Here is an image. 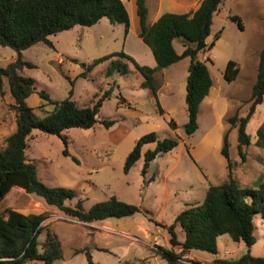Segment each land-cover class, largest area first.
I'll list each match as a JSON object with an SVG mask.
<instances>
[{"label":"rangeland","instance_id":"obj_1","mask_svg":"<svg viewBox=\"0 0 264 264\" xmlns=\"http://www.w3.org/2000/svg\"><path fill=\"white\" fill-rule=\"evenodd\" d=\"M219 11L208 41L212 42L217 34L222 37L199 58L206 62L216 89L222 87L223 94L232 95L238 101L249 99L258 72L256 52L259 55V50L264 48V0H246L243 3L225 0ZM232 14L243 19L246 29H239L229 18ZM138 29L137 17L132 23L131 36H125L123 25L112 24L104 18L92 27L76 26L51 36V46L40 43L22 52L23 59L35 66L33 69L24 68L20 74L35 82L36 91L27 103L39 116L51 109L48 105L43 106L45 102L39 96L41 91H45L53 101H63L72 90L71 98L79 106H89L106 91L112 90L99 116L100 119L114 120L115 125L108 130L98 124L89 130L66 131L64 135L69 142L67 151L70 156H64L65 147L58 137L40 131L31 134L26 156L28 161L36 164L39 179L51 188L74 191L76 198L70 204L74 206L82 200L86 211L112 197L142 210L122 219L83 223L46 206L23 189L14 188L0 202V213L10 208L24 214H45V230L39 237L40 248L43 249L46 229L55 232L62 243L63 259L54 264H88L85 252H80L86 248L95 264H167L156 255L157 247L170 246L167 227L187 206L186 202L198 204L193 200H200L208 185L227 181L230 172L233 177L239 176L247 186L256 187L264 182V149L257 147L254 141L245 148L247 159L242 162L237 151V137L232 134L235 129L228 122L236 113L247 114L244 113L248 111L247 100L219 120L221 126L224 125V134L229 131L231 169L224 163L217 139L203 142L207 130H213L215 135L212 137H216L219 129L215 130L214 124L218 120L212 110L203 109L198 116V130L191 136L186 135L185 95L189 58L155 73L159 87L157 100L177 123L176 131L169 127L167 117L159 114L157 100L149 89L141 86L143 77L130 60L115 57L99 64L87 76L81 75V64L89 65L101 57L122 51L130 53L138 65L147 66L148 59L139 57ZM229 58H233L242 69L234 83L224 78ZM15 59L13 49L0 46L1 68ZM4 88L7 92L4 97L0 96L1 149L6 147L7 138L16 130V114L11 108L14 100L7 81H4ZM121 94L131 100V104H126L120 98ZM249 122L247 133L251 140H258L253 130L264 126V104ZM150 133H156L161 139L177 135L179 146L152 161L143 176L144 153L153 150L156 144L145 145L141 159L126 174L124 165L128 155L136 142ZM72 157H76L79 163ZM254 223L256 243L251 248L223 235L217 239L216 255L204 251L192 253L201 262H208L203 264H230L247 251L254 257L264 258V220L261 214L255 215ZM142 228L148 229L147 234ZM176 231L182 237L179 226ZM175 251L180 252L181 249L175 248ZM187 254L178 264L187 261L184 258ZM214 259L221 260L210 262ZM190 264L197 263L191 261Z\"/></svg>","mask_w":264,"mask_h":264},{"label":"trees","instance_id":"obj_2","mask_svg":"<svg viewBox=\"0 0 264 264\" xmlns=\"http://www.w3.org/2000/svg\"><path fill=\"white\" fill-rule=\"evenodd\" d=\"M223 1L203 0L192 14L165 13L153 25H149L147 0H135L139 20L138 35L152 51L156 67L140 66L122 51L101 57L89 65L81 64V75L87 76L99 64L112 58H124L130 60L140 72L144 80L141 86L149 89L157 99L159 87L155 73L189 58L185 98L187 122L184 131L187 136L193 135L199 128L200 105L213 85L209 68L205 61L199 59V55L211 50L220 37L217 34L210 44L207 42L213 18ZM104 18L112 24L123 25L125 36L129 34L130 16L121 0H0V46L9 47L16 53L14 62L5 68L0 67V96L4 97L7 92L4 88V81H7L14 100L11 108L16 114V130L7 138L6 147L0 148V202L18 187L40 199L46 206L56 208L65 216L83 223L111 218L122 219L142 211L139 207L115 197L94 204L88 211L84 209L82 200L72 206L70 203L76 198L75 192L65 188H51L44 184L38 177L36 164L28 161L26 156L28 139L34 131L58 137L65 147L63 154L68 157L69 142L64 135L66 131L89 130L98 124L108 130L115 125L114 120L100 119L99 116L103 103L110 98L112 90L106 91L89 106H79L71 98L72 90L69 97L63 101H53L45 91H41L39 96L45 102L43 106L48 105L51 109L45 115L39 116L27 103L36 91L35 82L32 78L20 74L24 68H35L32 63L23 59V51L40 43L51 46V36L76 26L92 27ZM229 18L243 31L244 25L239 16L231 15ZM180 38L185 41L182 53H178L173 44L174 40ZM73 62L77 63L75 60ZM239 72L240 65L231 60L225 69L224 78L227 82H233ZM120 98L123 99L122 95ZM263 99L264 48L259 55L257 78L247 100V114L240 116L236 113L228 119V122L237 128V151L242 162L247 159L245 148L251 145L247 125ZM157 104L159 106L158 101ZM168 125L173 131L178 128L173 120L169 121ZM257 136L256 146L264 149V126L258 129ZM150 143H155L156 146L144 153L141 172L143 176L152 161L179 146L180 138L176 135L161 139L156 133L141 137L125 161L126 174L141 159L143 147ZM221 155L231 169L229 131L224 134ZM72 159L79 163L76 157ZM258 213L264 220V182H260L256 187H242L230 172L224 183L208 185L206 198L201 204L187 205L177 215L174 223L167 227L170 246L157 247L156 255L167 264H178L185 254L192 251L216 255L217 239L223 235H228L234 242H243L247 248H251L256 243L254 219ZM45 220V214H24L10 208L3 210L0 213V264H54L62 260V243L55 232L46 229L43 249L40 248L39 237L45 230ZM177 226L183 232L182 240L176 231ZM175 248H180L181 251L177 252ZM80 252H85L88 264H95L88 248ZM230 264H264V258L254 257L247 251Z\"/></svg>","mask_w":264,"mask_h":264},{"label":"crops","instance_id":"obj_3","mask_svg":"<svg viewBox=\"0 0 264 264\" xmlns=\"http://www.w3.org/2000/svg\"><path fill=\"white\" fill-rule=\"evenodd\" d=\"M121 1L126 6V9H127L128 13H129V16H130L131 24H130V31H129L128 36H131L132 23H133V21H134V19L136 17L138 18L137 12H136L135 0H121ZM202 1L203 0H147L148 24L149 25H153L165 13L192 14L200 7ZM239 1L241 3H243V1H246V0H239ZM223 2H225V0ZM219 12L220 11H218L215 14L214 18H213V24H212L211 30L213 29L215 18H216L217 14ZM232 15H237V14H232ZM242 22H243V25H244V29H246V24L244 23L243 19H242ZM138 28H139V20H138ZM138 33H139V29H138ZM221 37L222 36H220L217 41H219L221 39ZM217 41H216V43H217ZM207 42L209 44L211 43V42L208 41V39H207ZM173 44H174V47H175V49H176V51L178 53H182L184 51V49H185V41L182 38L174 40ZM137 45H138V47L140 49L138 51L140 53L139 57L148 59V63H147L148 67H151V68L156 67V61L154 59L152 51L142 41V39L139 37L138 34H137ZM262 50H263V48H261L259 50V55H260V52ZM126 53L128 54L127 51H126ZM254 53H255V51H254ZM257 54H258V52H256V57L258 59V65H259V55H257ZM128 55H131V54L129 53ZM201 60H203V59H201ZM231 60H234V59L233 58H229V61H231ZM143 66H146V65L143 64ZM257 69H258V67H257ZM240 70L242 71L241 67H240ZM241 71H240V73H239V75H238L236 80H238V78H239V76L241 74ZM256 78H257V73H256V76H255V81H256ZM212 81H213V79H212ZM235 81H233L231 83H234ZM141 85H142V83H141ZM157 95H158V93H157ZM122 97H123V100L125 101L126 104H131V102H132L131 100L126 99L123 95H122ZM185 98H186V95H185ZM246 100H248V99H245V100H242V101H238L237 99L232 98V95L223 94L222 87H219V88L216 89L214 81H213V85H212V88L210 89V92H209L208 96L203 100V102L200 105V110H199V115L198 116H200V113L202 112L203 109L212 110L215 113L216 117H217L216 120L219 121V120H221V118H223L225 116V114L229 113V110L235 109L238 105H240L243 101H246ZM263 104H264V101L260 105L257 106L256 112L253 115V117L258 114V112L261 109V107L263 106ZM246 105L248 106L249 104H246ZM120 106H123V105H120ZM159 107H160V109L158 108V112H159V114L161 116H166L168 122L173 120L171 118L170 112H168V110H166L161 103H159ZM248 108H249V106H248ZM247 112L244 111V113H247ZM241 113H240V116H245V115H242ZM218 121H216L215 124H214L215 125V130L219 128L218 131H217L216 137H212V135H215V134H213V130H209V131L207 130L205 132V136L203 137V142L209 143V142L213 141L214 139H217V142H218V145H219L218 146V150L221 151V148H222L221 145H222V140H223L225 128H224V125L221 126L220 121L219 122ZM249 126H250V122L247 125L248 132H249V129H250ZM234 129L235 130L232 132V134H233L234 137H237V135H236L237 128H234ZM256 130H258V129L254 128L253 133L257 134ZM256 140H257V138H254V140H251L252 141L251 143H253L254 141L256 143ZM230 157H231V153H230ZM224 160H225L224 163L226 165L227 161H226L225 158H224ZM235 178L239 181V183H240V185L242 187H251V186H247V184H245V182L243 180H240L239 176L235 177ZM216 185H220V184H216ZM207 191H208V189L206 190V192H204V194H203L204 196H202V198L200 200H198V201L197 200H193V201H195V203L201 204L206 198ZM185 205H193V202H186ZM142 229H143V232H145L147 234L148 229H145V228H142ZM180 235H182V237H180V240H182L183 239L182 230H181V234ZM231 253H234V251H231ZM184 258L187 261H185V262L181 261L179 264H190L191 261H195L197 264L208 263V262H201V260L196 255H194L192 252L187 254ZM216 260H221V259H214V260H212L210 262H213V261H216Z\"/></svg>","mask_w":264,"mask_h":264}]
</instances>
